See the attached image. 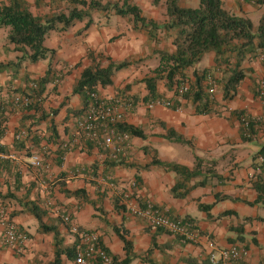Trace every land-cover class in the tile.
Masks as SVG:
<instances>
[{
	"label": "crops",
	"instance_id": "crops-1",
	"mask_svg": "<svg viewBox=\"0 0 264 264\" xmlns=\"http://www.w3.org/2000/svg\"><path fill=\"white\" fill-rule=\"evenodd\" d=\"M25 1L30 12L40 16L36 3L41 1ZM107 1L112 0L103 3ZM134 3L147 19L160 25L166 22L165 10L162 15L151 2L150 9H144L141 0ZM222 3L229 12L249 19L256 9H261L260 17L264 13V5L254 6L245 0H222ZM197 4L198 0H188L183 5ZM88 18L89 27L83 29ZM59 28L61 24L49 31L43 41L45 47L55 50L53 56L36 62L25 60L16 69L0 72V201L7 204L13 220L28 236L19 249L0 245V264H45L53 258V234L39 229V221L29 209L32 205L41 210L43 223L56 226L62 239L69 233L61 220V214L65 213L79 227L96 232L110 255L123 258V243L112 228L117 226L132 243L129 264H150L146 259L156 264H207L209 243L218 248L244 247L248 264L264 260V204L257 201L264 198V193L259 197L257 190V179L262 180L264 175L259 162L264 132L259 126L251 140H241L239 122L230 114L231 110L244 109L251 117L262 116L263 105L254 95V89L256 80L264 79V57L243 61V67L251 70L233 99L223 100L217 88L214 99L221 115L196 113L195 104L176 97L163 81L157 82V91L162 98L178 102L180 107L172 109L157 104L148 108L144 100L148 91L140 80L158 65L157 51L174 50L171 30L158 29L151 38L146 30L135 28L130 16H120L113 10H89L84 23L83 19L76 20L65 29ZM9 29L0 27V63L16 62L21 54L7 39ZM89 51L94 61L88 56ZM123 60H129L130 64L114 71L112 83L98 86L96 92L101 98L120 95L131 99L133 105L125 121L141 129L144 137L131 136L125 165H113L101 148L84 140L78 132L75 118L84 112V106L72 88L82 70L92 63L99 62L105 67L110 61ZM213 64L214 54L206 53L200 62L185 71L187 82H193L194 71ZM64 66L70 67L55 84L53 74ZM48 68L52 75L45 84L41 110L25 111L16 107L12 97L18 92L30 91V81L43 77ZM56 108L55 115L45 117ZM166 128L174 130L188 143L164 138ZM19 129H26L27 137L16 140L14 135ZM52 129L55 134L51 137ZM62 144L70 146L64 159L60 158ZM44 148L45 165L34 168L30 156ZM154 157L189 168L194 166L195 158H200L202 168L211 167L215 174L202 170L201 175L185 183L190 188L188 193L177 197L172 192L179 180L177 174L157 165L146 168ZM76 168L83 169V173L74 175ZM202 179L205 183L199 185ZM132 181L136 183L134 187L130 185ZM79 190L82 193H77ZM216 195H226L229 199L217 201ZM130 200L139 204L148 201L171 217L191 219L200 232L199 241L183 242L149 227L130 212ZM201 205L210 208L203 210ZM225 211L234 213L222 215ZM71 238L74 242L72 234L66 240ZM153 240L159 247H152L147 253ZM62 258L63 264H69L65 255Z\"/></svg>",
	"mask_w": 264,
	"mask_h": 264
},
{
	"label": "trees",
	"instance_id": "trees-1",
	"mask_svg": "<svg viewBox=\"0 0 264 264\" xmlns=\"http://www.w3.org/2000/svg\"><path fill=\"white\" fill-rule=\"evenodd\" d=\"M67 1L74 5L75 8L69 10L66 14L59 12L44 17L33 15L25 0L0 2V27L7 26L10 28L7 39L14 44V49L21 53L16 62L0 63V72L9 68L16 69L25 60L36 62L48 55L50 57L53 56L55 50L45 47L43 41L47 33L58 28V25L61 24L62 26L59 30L65 29L74 21L82 20L88 16L89 10H113L115 14L120 16H130L135 28L146 30L151 38H154L155 31L158 29L171 30L173 32L172 44L174 45V50L172 52L166 50L157 51L156 53L159 56L158 65L151 70L150 75H146L140 80L145 83L148 91L144 97L145 102L164 99L157 91V82L163 81L167 89H173L176 97L180 96L195 104L196 113L221 115L220 111L217 110V102L206 92L207 85L203 84V82L208 76H211L221 92L222 99L231 100L236 95L239 84L247 76V72L251 70L243 67V61L245 59H255L264 54V13L260 17L258 25L254 26L249 18L226 10L222 0H198L196 6L183 5L180 0H163L167 20L162 25L153 19H147L143 16L134 0H115L105 3H101L99 0ZM159 1L153 0V3L157 4ZM245 1L250 2V0ZM78 5L86 7L87 10L78 9ZM252 5L262 6L264 5V0H254ZM90 21V18H88L83 29L89 27ZM209 52L214 54L213 66L203 68L199 72L194 71L193 82H187L185 71L200 62L204 55ZM88 56L94 61L91 51L88 52ZM129 64V60L117 63L110 61L107 66L102 67L99 62H96L84 68L72 88V93L82 98L84 106L82 110L86 109L91 92H96L98 86L110 85L113 72L125 68ZM50 75L52 73L50 68H48L43 77L30 81V91L18 92L19 95H28L32 99L28 106L20 109L25 111L33 110L34 112L41 110L42 95ZM185 82L188 83L189 87L187 91L179 94V86ZM254 95L258 97L257 87L254 89ZM169 107L177 109L180 106L178 102L173 100ZM57 111L58 108L52 109L45 117L53 116ZM230 114L239 122L241 140H251L259 126L264 132V124L260 122L259 118L251 117L246 110L234 109L230 111ZM40 117H42V114ZM0 123H2V112H0ZM163 127L165 128L164 124ZM117 129L126 132L130 136L144 137L141 129L126 122L119 123ZM51 132L52 137L55 134L54 129ZM164 138L174 142L188 143L171 128H166ZM259 155L264 159V145L261 146ZM108 161L113 165H125L126 163L124 158L108 159ZM151 165H157L166 171H172L177 174L179 180L172 188L173 194L177 197H183L188 193L190 188L186 187L185 183L191 178L201 175L202 170L209 175L215 174L212 172L211 167L205 166L206 168H202L203 160L200 158H195L192 168L177 163L162 162L155 157L146 165V168ZM260 167L264 174V164H261ZM216 177L219 176L216 175ZM257 181L259 182L257 190L259 191V197H261L264 193V188L262 180L259 178ZM204 183L205 179L198 182L199 185ZM77 193L82 192L79 190ZM225 199H229V196L216 195L217 201ZM260 200L264 204V198L261 197L257 201ZM200 208L208 210L210 206L201 205ZM29 209L39 221V229L43 233L53 234V258L45 264H63V255L68 259L74 260L75 242L70 246L63 247V239L60 237L56 226L42 222L41 210L37 206L32 205ZM232 213L234 212L225 211L222 215ZM112 228L123 243L125 253L123 258L111 255L112 264H129L133 256L132 243L125 236L123 230L117 226H112ZM99 243L102 245L100 240ZM102 247L108 252L103 245ZM152 247H159L154 240L147 253L152 251ZM146 260L150 264H156L150 259ZM205 260L207 264H210L207 258ZM257 264H264V260L259 261Z\"/></svg>",
	"mask_w": 264,
	"mask_h": 264
},
{
	"label": "built area",
	"instance_id": "built-area-1",
	"mask_svg": "<svg viewBox=\"0 0 264 264\" xmlns=\"http://www.w3.org/2000/svg\"><path fill=\"white\" fill-rule=\"evenodd\" d=\"M254 0H250L253 4ZM264 57V54H262ZM70 66H64L57 72H54V83H58L63 76L65 70ZM207 88L206 92L210 97L214 98L217 90V84L211 76L205 80ZM189 85L187 82L179 86V94L187 91ZM258 99L263 105V114L259 120L264 124V79L256 80ZM180 97V96H178ZM31 97L28 95L15 94L12 97L13 104L18 107H25L31 103ZM169 107L172 102L167 99L146 102L148 108L155 105ZM131 99L126 96L115 95L109 99L101 98L97 92L89 94V102L84 112L75 118V124L78 132L84 140L94 144L103 150L102 154L105 158L116 160L118 158L126 159L131 147V136L126 132L119 131L117 125L126 122L125 117L127 111L132 107ZM27 137L26 129H19L14 138L20 140ZM76 140V139H75ZM61 159H64L65 153L70 151L69 144H62ZM46 149L34 153L30 156V164L34 168L44 167V155ZM260 164H264L262 156L259 157ZM74 175L82 174L83 169L76 168ZM131 187L136 183L132 181ZM264 188V175L262 179ZM128 208L133 215L143 219L146 224L154 229H160L168 234L180 238L183 242L195 244L199 241L200 232L196 224L188 218L171 217L163 210L152 204L144 202L139 204L135 201H129ZM61 220L67 227L69 233L75 237V257L74 264H112L111 255L99 243V237L96 232L81 228L72 222L69 214H61ZM26 232L21 229L13 220L10 210L6 203L0 201V245L9 246L19 249L27 241ZM210 251L207 259L210 264H248L246 261L247 250L238 245H231L226 248H218L213 243H209Z\"/></svg>",
	"mask_w": 264,
	"mask_h": 264
},
{
	"label": "rangeland",
	"instance_id": "rangeland-1",
	"mask_svg": "<svg viewBox=\"0 0 264 264\" xmlns=\"http://www.w3.org/2000/svg\"><path fill=\"white\" fill-rule=\"evenodd\" d=\"M41 2L36 3L37 5V14H40L41 17H44L46 15H52L54 13H59V12H63V13H68L69 10L75 8V6H73L70 2H68L67 0H53V1H45V0H40ZM101 3H103L105 0H99ZM113 1V0H112ZM153 4V7H155V10L158 14H163V10H164V3H163V0H160L159 3L157 4H154L153 3V0H141V5H143V8L145 9H150L149 7V4ZM181 4H185L188 2V0H180ZM47 6H49L50 8H48ZM47 7V8H46ZM78 9H83V10H87L86 7H83V6H80L78 5L77 6ZM259 9V8H258ZM264 9V8H263ZM262 9V10H263ZM51 10L53 12H49L48 14V11ZM260 12H261V9L260 10H257L254 12V14L250 15V19L251 21L253 22V24L257 25L258 24V21H259V18H260ZM84 20H85V17L83 18V23H84ZM158 62H159V56H158ZM148 75V74H147ZM255 85H256V82H255ZM256 88V86H255ZM71 234H69L67 232V234H65V237H63V242H64V245L63 247H67V246H70L73 242H72V238L70 239L71 241H67L66 240V237L70 236ZM69 262V264H73V260L71 259H67Z\"/></svg>",
	"mask_w": 264,
	"mask_h": 264
}]
</instances>
